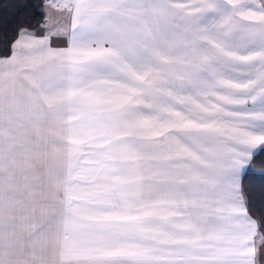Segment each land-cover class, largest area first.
<instances>
[{"label": "snow or ice", "instance_id": "1", "mask_svg": "<svg viewBox=\"0 0 264 264\" xmlns=\"http://www.w3.org/2000/svg\"><path fill=\"white\" fill-rule=\"evenodd\" d=\"M42 4L0 57V264H261L264 0Z\"/></svg>", "mask_w": 264, "mask_h": 264}, {"label": "trees", "instance_id": "2", "mask_svg": "<svg viewBox=\"0 0 264 264\" xmlns=\"http://www.w3.org/2000/svg\"><path fill=\"white\" fill-rule=\"evenodd\" d=\"M43 15L42 0H0V57L9 53L18 29L36 27ZM252 164L264 168V147L255 152ZM241 186L249 212L260 220L264 216V172L246 170L241 177Z\"/></svg>", "mask_w": 264, "mask_h": 264}, {"label": "crops", "instance_id": "3", "mask_svg": "<svg viewBox=\"0 0 264 264\" xmlns=\"http://www.w3.org/2000/svg\"><path fill=\"white\" fill-rule=\"evenodd\" d=\"M257 2H259V0H257ZM43 8H44V15H43V19H42V21L39 23V25L44 21V19H45V16L47 15V14H49V10L46 8V7H44L43 6ZM56 15H58L57 13L55 14V15H51L53 18L56 16ZM39 25H37L36 27H22V28H28V29H30V30H35L38 34L40 33V28L38 27ZM17 38V37H16ZM15 38V39H16ZM14 39V40H15ZM13 40V41H14ZM65 41L64 40H61V39H57V38H53L52 39V46L53 47H62V46H65ZM11 54V52L9 51V53L8 54H6V55H3V56H1V57H6V56H8V55H10ZM259 148H257L256 149V151L258 150ZM255 151V152H256ZM247 170H250V171H256V172H264V168H260V167H256V166H254L252 163H251V165H250V167L247 169ZM241 177H242V175H241ZM241 179V178H240ZM251 214V213H250ZM252 215V214H251ZM253 216V215H252ZM254 217V216H253ZM255 218V217H254ZM257 244H259V240H257ZM261 264H264V261H261Z\"/></svg>", "mask_w": 264, "mask_h": 264}, {"label": "rangeland", "instance_id": "4", "mask_svg": "<svg viewBox=\"0 0 264 264\" xmlns=\"http://www.w3.org/2000/svg\"><path fill=\"white\" fill-rule=\"evenodd\" d=\"M55 14H56V13H54V12H53V13H51V15H55Z\"/></svg>", "mask_w": 264, "mask_h": 264}]
</instances>
